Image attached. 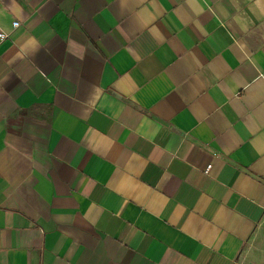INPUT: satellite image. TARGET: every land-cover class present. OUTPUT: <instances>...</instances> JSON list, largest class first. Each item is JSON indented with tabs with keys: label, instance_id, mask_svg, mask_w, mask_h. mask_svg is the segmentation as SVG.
<instances>
[{
	"label": "crops",
	"instance_id": "1",
	"mask_svg": "<svg viewBox=\"0 0 264 264\" xmlns=\"http://www.w3.org/2000/svg\"><path fill=\"white\" fill-rule=\"evenodd\" d=\"M0 31V264H264V0H0Z\"/></svg>",
	"mask_w": 264,
	"mask_h": 264
},
{
	"label": "built area",
	"instance_id": "2",
	"mask_svg": "<svg viewBox=\"0 0 264 264\" xmlns=\"http://www.w3.org/2000/svg\"><path fill=\"white\" fill-rule=\"evenodd\" d=\"M11 25H12V27H14V26L17 25V22H16V21H13V22L11 23ZM4 36H5V35L0 31V38H2V37H4ZM208 168H209V165H206V167L204 168V172H207Z\"/></svg>",
	"mask_w": 264,
	"mask_h": 264
}]
</instances>
